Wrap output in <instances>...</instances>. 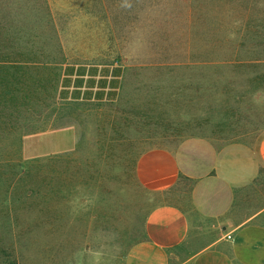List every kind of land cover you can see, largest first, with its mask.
Returning <instances> with one entry per match:
<instances>
[{"label": "rangeland", "instance_id": "obj_1", "mask_svg": "<svg viewBox=\"0 0 264 264\" xmlns=\"http://www.w3.org/2000/svg\"><path fill=\"white\" fill-rule=\"evenodd\" d=\"M246 56L258 59L208 66ZM0 60L123 69L115 99L54 104L49 127L75 135L64 155L26 156L20 132L46 125L0 118V264H139L145 215L163 197L186 206L191 181L147 190L137 155L191 137L252 146L264 132V0H0ZM187 215L167 264L214 232Z\"/></svg>", "mask_w": 264, "mask_h": 264}, {"label": "crops", "instance_id": "obj_2", "mask_svg": "<svg viewBox=\"0 0 264 264\" xmlns=\"http://www.w3.org/2000/svg\"><path fill=\"white\" fill-rule=\"evenodd\" d=\"M122 72L118 63L0 60L1 123L12 118L27 126L46 125L22 130L20 151L64 155L75 135L68 126L49 127L54 104L113 100ZM133 171L143 188L162 194L181 178L191 181L186 206L163 197L145 215L146 252L140 250L139 264H167L170 252L185 244L190 209L216 222L214 232L173 264H264V132L252 146L214 148L191 137L174 149L150 147L137 155Z\"/></svg>", "mask_w": 264, "mask_h": 264}, {"label": "trees", "instance_id": "obj_3", "mask_svg": "<svg viewBox=\"0 0 264 264\" xmlns=\"http://www.w3.org/2000/svg\"><path fill=\"white\" fill-rule=\"evenodd\" d=\"M254 59H258L256 57H252V56H246V58L241 59V60H237L239 63L238 64H231V61H224V62H210L209 63V68L213 69V68H217L218 66L222 65V66H231V67H238V66H251V63H253Z\"/></svg>", "mask_w": 264, "mask_h": 264}, {"label": "clouds", "instance_id": "obj_4", "mask_svg": "<svg viewBox=\"0 0 264 264\" xmlns=\"http://www.w3.org/2000/svg\"><path fill=\"white\" fill-rule=\"evenodd\" d=\"M125 6H129V5H125Z\"/></svg>", "mask_w": 264, "mask_h": 264}]
</instances>
